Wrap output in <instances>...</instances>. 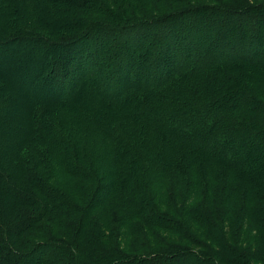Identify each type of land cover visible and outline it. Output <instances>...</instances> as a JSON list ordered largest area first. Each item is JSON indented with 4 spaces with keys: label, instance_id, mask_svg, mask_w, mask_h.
Masks as SVG:
<instances>
[{
    "label": "trees",
    "instance_id": "16d2710c",
    "mask_svg": "<svg viewBox=\"0 0 264 264\" xmlns=\"http://www.w3.org/2000/svg\"><path fill=\"white\" fill-rule=\"evenodd\" d=\"M144 6L118 5L115 9L119 16L108 14V19L78 25L72 31L67 47L74 45V60L65 69L54 66L51 72L52 77L59 78L60 89L49 97L31 100L29 110L21 113L19 119L30 117L34 122L18 142L28 143L37 135L51 145L62 146L65 152L71 150L72 158L61 170L73 175L69 168L82 179L94 180L91 174L82 172L86 171L85 163L81 159L76 162L68 134L54 130L45 120L58 108L71 109L70 124L74 129L77 130L74 124L85 125L82 132L102 134L107 138L102 142L104 159H112L111 151L118 158L109 170L103 169L104 174L110 175L108 182L113 188L101 199L100 206L105 204L107 208L111 197L120 196L125 202L124 227L138 240L145 231L164 228L184 235L200 251L182 246L126 255L117 251L115 245L97 248L95 237L89 233V228L96 226L94 213L99 210L93 207L99 202L95 199L79 216L80 231H76L75 241L48 239L29 259L15 247L38 214L15 222L19 209H11L10 219H0V264H182L188 257L192 258L188 264H241L233 262L235 257L228 252L238 254L246 264H264V248H256L259 244L264 246V171L250 170L264 165V61L259 58L264 52V0L204 7L187 5L164 14L150 13L158 10ZM203 11L213 21L196 15ZM221 19L225 22L217 23ZM118 25H124L121 40ZM2 30L0 26V46L8 45L12 39L6 38ZM21 33L20 28L12 32L16 40ZM94 34L93 40L88 41L87 36ZM210 48L213 52H209ZM147 50L150 54L146 56ZM160 50L168 51L172 65L167 67L165 56H159ZM108 59L110 68L103 71ZM250 68L255 69V76L246 81ZM71 72L77 75L68 79ZM102 82L111 86L102 87ZM66 84L69 87L65 88ZM11 88L0 84V126L7 123L10 96L16 94ZM82 134L88 136L79 135ZM19 147L17 142L9 145L0 130L2 156ZM58 163L62 164L61 160ZM142 172L148 174L140 179L144 183L139 188L134 176ZM150 172H158L157 177ZM172 174L184 177L186 186L181 188L185 187L184 195L190 200L182 205L184 210L177 212V217L155 206L143 186L153 180L159 197L172 194L178 186L173 185L172 179L169 181ZM128 180L133 186L127 190ZM42 182L35 183V188L48 206L46 215L54 205L66 212L70 210L66 204L74 206ZM24 190L28 192L11 182L0 167V195L9 194L19 208L28 206L27 201L41 205L39 195L35 193L34 198L33 193ZM158 202L165 208L161 198ZM186 217L192 225H188ZM250 217L253 219L248 220ZM246 221L257 227L259 221V232L255 230L258 235H248L253 230L246 228ZM222 224L233 228L231 237L221 231ZM106 236L102 234L98 240L106 242ZM246 237L252 238L248 245ZM211 238L216 241L214 244H210ZM81 248L89 255L81 257ZM174 257L180 259L179 263Z\"/></svg>",
    "mask_w": 264,
    "mask_h": 264
},
{
    "label": "rangeland",
    "instance_id": "374dc122",
    "mask_svg": "<svg viewBox=\"0 0 264 264\" xmlns=\"http://www.w3.org/2000/svg\"><path fill=\"white\" fill-rule=\"evenodd\" d=\"M237 1L246 2L247 4L262 0H121L120 3L119 0H0V26L3 29L2 31L5 37L12 39L8 45H6V43L0 46V84H8L16 93L10 96V109L7 110L6 113L8 121L0 126V130L3 131L4 137L9 145L10 143L15 144L17 142V145L20 146L17 151H12L10 154H3L2 156L0 153V167L6 177H8V179L11 178V182L23 186V188L28 191L26 192L24 190V193H33L34 198L36 197L34 195L37 194L42 198L41 205H30V201H27L29 204L28 206H21L19 208V206L12 203L13 199L9 194L5 192L0 195V219L6 217L10 219L12 216L10 215L11 209L16 207L19 209V212H17L19 215H14L17 217L15 222H21L28 217H33L38 214L35 223L24 231L21 236L22 241H19V245L15 247L19 252L25 253V258L29 259L31 255L33 256L34 251L42 248L40 245L41 242H45L48 239L62 238L70 242L75 241L76 231H80L79 216L83 213V209L88 204L93 203L95 199H98L99 202L93 204V207L99 210H97V212H95L96 210L93 211V213L95 212L94 214L97 215H95L96 226L94 229L89 228V233L95 237L97 248L102 247L105 249V244L106 246L115 245L117 251L123 252L126 255H144L150 252L151 248L161 250L166 247L181 248L182 246L191 247L200 251V247L188 241V238L184 235L164 228H155L153 232L145 231V233H142V236H138L144 241L145 245H143L140 239L138 240L137 237L132 235L131 231L124 227V223L122 222L123 217H125L122 213H126L124 199L114 195L108 201L109 204L107 208L105 204H101L100 206L101 199L103 200L105 195H107L106 193L113 188L108 182L111 181L110 175L108 173L104 174L103 169L109 170L112 163L118 158L111 151L112 159H104L105 155L103 153L102 142L106 141L107 138L103 137L102 134L91 132V130L82 132L81 129L85 127V125L81 126L74 124L77 125V130L74 129L72 124H70V122L73 121L71 109L65 107L58 108L54 112L52 111L45 120L47 124L53 125L54 130L57 129L64 134H68L74 150L76 162H79L81 159L80 161L85 163L83 165H85L86 171L82 172L84 174H91V177L94 178L92 181L90 178L82 179L76 176L77 173L71 171L69 168L68 171L72 172L73 175L61 170V167H64V163L72 158L70 153L71 150L65 152L62 150V146L51 145L43 139V137L40 138L37 135H34L33 139L28 143H19L18 141L24 136L25 130L31 126V122H34L32 118L30 119L31 121L29 120L30 117L26 118V115V119H19V116L21 113L24 114L29 110L30 102L41 99V97H49L56 94L58 89H60L58 87L59 78L57 75L54 76L55 78L52 77L51 72L52 70L54 72V66L65 69V66L74 60V45L71 44L69 48L67 45L70 41V37L74 34L72 31H74L78 25L84 26L92 24L99 19H108V14L112 17L119 16L120 13L115 9L118 5L121 7H126L127 5L135 7L141 4L144 6V4H146L147 7L151 8L155 6L154 8L158 10H151L150 13L164 14L186 8L187 5L204 7L208 4L215 5V3L221 4L222 2L236 3ZM204 12L205 11L196 13V15L203 19H210L208 14ZM221 22L225 21L221 19L220 22L217 23L222 24ZM113 23L117 24L116 22ZM123 27L124 25H118V29H121L120 40L122 36L125 35ZM149 27L151 28L152 24ZM17 28L22 30V36H20V39L16 40L12 32ZM151 29H153V27ZM220 30L223 29L220 28ZM221 33L226 32L222 31ZM149 36H152V32H150ZM62 37L67 39L62 40ZM94 37L95 34L88 35L87 40L92 41ZM0 38L3 39L2 36ZM209 52H213V49L210 48ZM158 53L159 56H165L164 58L168 64L167 67L172 65V60H169L168 51L162 52L160 50ZM148 54H150L149 50L145 51V55L147 56ZM196 55L197 53L193 54L194 58ZM259 58L264 61V52L261 53ZM191 59H193V57ZM175 63H177V61H175ZM109 64L110 61L107 62L105 67H103L105 65L104 63L101 64L100 67H103V71H106L110 68L107 67ZM250 69V74L246 73V81L252 80V77L255 76V69ZM247 72L249 71L247 70ZM76 75L77 74L71 72V74L68 75V79L70 77L74 78ZM125 82H127L126 78ZM108 85L110 84L106 85L104 82L101 83L102 87H107ZM67 87H69V84H66L65 88ZM0 119H2V117H0ZM50 125L49 127H51ZM49 131H51L50 128ZM51 132L53 133V131ZM81 133H85L88 136L85 137L83 134L79 135ZM183 158L181 160H183ZM58 160H61L62 164H59ZM262 167H264V165L257 168L251 167L250 170L252 172H262L264 171ZM29 168L30 171L28 170ZM150 173H154L155 177L158 175V172ZM147 174L148 172H142L134 176V181L139 188L142 186V181L140 182V179L145 178ZM183 178L182 175L179 176L178 174L169 176V181L172 179L171 182L173 185L178 186H175L177 191H174L172 194L167 193L166 196L159 197V188L156 184H153V180L145 182L147 187L146 185L143 186H145V190L147 189V196L152 203H155V206L177 217V212L180 214L184 210H181L182 205L190 203L188 196L184 195L185 187L181 188L182 185L186 186V182ZM38 181L42 182L45 186L52 187L55 191L72 201V205L74 206L66 204L72 212L70 210L66 212L54 205L51 210H48L46 215V211L44 210H46L48 206L45 205L41 192L37 191L35 188V183ZM142 183H144V181ZM104 186L107 188H104ZM132 186L133 184L128 180L127 190L132 188ZM148 191L150 192V196L148 195ZM159 198H161V203L165 208L159 205ZM200 202L205 204V201L202 202V200H200ZM41 206H43V209H41ZM148 214L151 215L154 213L150 212ZM151 216L155 218V215ZM182 216H185V214L182 213ZM254 217L259 219L258 215H254ZM186 219L188 225H192L191 220L188 217H186ZM250 219H253V217H250L248 220ZM194 227L197 228L196 226ZM247 227L253 230L251 234H248L247 231L248 235H258V227H260L259 221L258 227L254 226L253 222L249 221L248 224L246 221V228ZM221 231L224 235L231 237L233 228L228 227L226 224H222ZM98 234L100 235L97 236ZM102 234H107L106 237H108L109 240L106 242H103L102 239L98 240V237ZM10 237L11 235H9V240L13 243ZM251 240V237H246L247 245ZM255 240H257V238ZM202 241L208 242V239H202ZM215 242L216 241L211 238L210 244H214ZM256 248H261L262 250L264 246L259 244ZM228 253L233 254L232 256L235 257L233 262L236 261L241 264H246L238 258V254ZM86 255L89 254H84L81 248L80 256L86 257ZM92 256H94V254ZM99 256L103 257V253H100ZM174 258L176 259L175 261L179 263L180 259H177L178 257ZM190 259L192 258L188 257L186 260H182V264H188ZM125 264L146 263L131 261ZM156 264L160 263L156 262Z\"/></svg>",
    "mask_w": 264,
    "mask_h": 264
}]
</instances>
